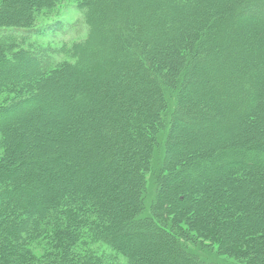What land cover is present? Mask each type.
I'll list each match as a JSON object with an SVG mask.
<instances>
[{
  "label": "rangeland",
  "instance_id": "1",
  "mask_svg": "<svg viewBox=\"0 0 264 264\" xmlns=\"http://www.w3.org/2000/svg\"><path fill=\"white\" fill-rule=\"evenodd\" d=\"M86 1L18 0L17 3L12 5L13 11L20 10L22 5L27 4L34 7V11L29 15L12 16L8 19V22L17 26L29 23L33 24V28L29 29V32L18 33V39L7 35L9 33H1L0 37L4 41L0 42V48L3 51L5 50L9 56L11 55L10 57L22 53L32 61L31 65L27 67V72H32L34 64L37 69H40L38 70L40 73L43 72L42 70H46L54 62L53 55L55 51L70 50L75 43L83 41L87 37L88 29L84 25L82 15L77 11L78 6ZM95 1L98 2L99 6H103L108 0ZM191 1H189L188 9L185 8L187 13L191 12ZM196 1L201 2L202 0ZM142 2V0H129V6L125 9L124 7H122L123 9H116L109 5L103 6L105 8L103 17L105 23L113 22L117 26L120 33L119 39L126 44L129 51L132 50L135 55H139L145 66L151 70L150 73L152 74L150 76L153 82L132 77L129 82H126L128 87L123 90L122 98L126 100L127 97L132 98L136 92L140 93L142 89L145 91V96H142L139 100L140 103L146 105L148 111L152 105L156 106L157 114L160 113L159 116L152 117L150 121L152 126L156 127L155 134L151 132L147 141H143L141 138L137 145H133L134 139L138 140L137 132L132 126L134 122L128 124L127 122L132 120L138 122L139 120V123H147V119L144 118L147 117L146 115L136 119L134 112H128L121 119L115 118L112 120V116L107 111L108 103L105 100L95 98L94 95H91L90 99L85 102L83 100L78 106L69 103L67 111H63V102L69 99L67 94L70 91L66 92V84L61 77L50 79L40 76L30 77L24 69L11 72L7 78L14 81L12 82L14 89L11 90L15 91L17 98H19L18 93L21 91V97L28 100L35 95H41L42 99L40 103L35 104L33 109L19 115L6 116L0 114V164L6 161L5 159L11 160L12 163L22 161L21 168L26 169V171L29 169L34 170L38 176H31V178H26L24 175L17 178L13 177L17 187L14 188V192L4 193L2 197L5 198L12 194L16 198L21 197L24 201L30 200L36 206L38 202L42 201L43 197L48 199L56 192V187L51 189V186L45 184L47 180L55 179V177L62 178L63 180H57L59 183L56 184L60 187L62 183L64 184L70 178V181L65 183V189H67L70 182L74 181L76 184L74 183L73 186L78 185L80 191L85 193L87 192L85 187L87 182L90 183L88 184L92 189L94 185H98L96 183L98 181L103 192L98 198L107 202L110 209L100 217L103 219V223L105 224L108 218L114 219L110 225L113 228L118 227V236L121 239L128 240L132 246L137 245L136 250L139 249L143 255L158 258V263L213 264L209 261L213 260L226 264H264V235H262L264 234V222H260V215L256 214L258 206L261 207L258 212H264V208H262L264 199L259 197L260 193L262 194L264 191L260 192L257 187L261 186V189L263 188L264 176L256 175L252 173L253 171H232L230 169L231 164L228 163V160L233 156L231 152L246 149V144H243V142L247 136L257 142L264 141V27L260 23L252 22L255 25L256 33H258L256 42H253V33L248 34L247 31H244V39L240 38L239 40L240 46H233L232 43L237 41L236 39H233L232 42L224 36L223 41L219 37L216 39L224 46H229L228 51L221 48L218 59L223 61L225 54H229L232 58V55L234 56L237 53V57L234 56L232 60L238 62L239 57H246L248 67L245 71L247 73L256 68L253 67L254 64L262 67L261 70H258L259 67L257 66L259 77L255 81L261 91L260 94L263 95V99L255 98L258 99L257 103H260L261 106L253 109L254 100L248 98L247 101L244 99L238 100L236 104L247 109V113H251V116L248 115V117L241 119L228 114L230 109L236 108V105H232L227 101L222 103L220 94L214 95L209 103L208 100H205L211 81L217 84V79L206 78L204 75L205 65H202L201 61L206 56V51L201 45L211 40L213 30L210 23H213V21L209 19L201 20L206 23L207 28L202 30L204 37L202 36V41L198 44L199 48L196 50V54L189 56V53L186 52L183 54L181 62L166 70L168 74L160 76L156 70L159 67L163 69L164 66L161 61L154 58L151 60L149 56L154 49L143 50L139 48V45L145 39L152 37V33H146L145 39L141 40H138L133 34L136 30V24L134 23L137 21H135L136 19L133 21V16L130 14L136 10V7L143 10L145 6L140 5ZM159 5L174 11L172 3H159ZM232 5L234 6H231V16L235 15L233 13L238 12L239 1H233ZM211 8L215 10L214 7ZM223 9L226 10V7H223ZM234 10L235 12H233ZM150 11L152 12V9ZM228 13L226 11L219 12L217 18L226 19L229 16ZM191 14L194 15L195 13ZM176 18V15L173 14L171 18L167 19L166 23L169 24L173 20L176 22ZM198 18L200 16L197 18L192 16L191 19L184 22L183 26L189 31L190 21L192 23L193 20H198ZM232 18L234 19L235 16ZM99 20L101 19L97 18V21ZM53 21L67 23L68 25L65 24L66 26L63 29L62 26L53 27L51 24ZM131 21L133 22L130 23ZM180 22L181 20H178L177 23ZM5 24L7 23L5 22ZM96 25L98 26V24ZM223 25L221 27L222 32H227V24ZM111 41L114 42V39ZM243 47L251 51L243 52ZM253 47L259 49V56L256 61L254 58L252 60V58L247 57V54L252 53L254 50ZM239 51H241V54L238 56ZM243 53L244 56H242ZM8 57H6V60H8ZM62 58L63 56H61ZM85 60L88 61L89 59ZM73 61L71 59V62ZM182 64H184L183 67ZM193 66L197 75V85L190 90V84L186 81ZM121 72L123 73V70ZM152 76L155 77L152 78ZM153 79H156V81ZM228 85L226 86L223 83L220 86L226 91L229 90L231 96L240 94L238 93L240 92L238 84ZM161 88L164 89L165 94L167 93V105H165L163 99H160L163 91ZM176 91L182 93V98H180V95L177 98ZM201 91H203L204 100L199 98ZM5 92L2 90L0 102L6 100L7 94ZM16 92L18 93L16 94ZM76 92L86 95L84 90L79 88ZM227 93L229 95V92ZM179 98L180 104L178 103ZM177 107L180 110L183 108L187 110L183 114L184 116L189 118L196 116V120H201L205 124L207 123L204 118L205 114L209 112V115L218 117L219 113L220 118L223 119L222 126L214 128L213 131H222L223 134L218 135L219 137L215 135L213 138H203L205 142H208V146H203L202 149L198 150L193 143H195V140L201 139L202 136L205 137L207 129L195 132L187 127L181 128L178 122L182 119L180 118L181 115L174 116ZM121 123L128 129H122ZM98 137L99 139L106 138L109 142L106 148V157L109 160L107 163L108 168L104 166L97 169V156L89 153L90 150H94ZM242 137L244 138L242 139ZM122 139L127 144L130 142L129 145L133 146L130 149H121L119 145ZM217 139L218 141L225 140V142L223 144L222 142L217 143ZM110 141H112L111 146ZM79 143H85V146L92 145V148L86 149L83 147V151L80 152L81 146ZM20 144L25 145V152L16 154V159L9 157V153L14 152ZM206 148L212 154L208 159L206 157L207 153H204ZM227 148L230 151H224ZM260 149L264 152V146ZM8 151L9 153H6ZM199 151L201 157L198 156ZM112 152L114 154L111 156ZM224 152L228 153L227 157ZM229 153L232 155L230 156ZM203 155H205L204 159H202ZM85 156H87L88 161L93 156L94 161L87 162L88 169L85 182H79V176H73V173L84 166L81 159ZM125 157H129L130 160H126ZM218 157L220 158L218 159ZM54 158L61 161L64 158L66 160L65 162L55 163ZM201 162H204L203 164H206V167H203ZM105 169L107 175L104 174ZM92 171H95V173ZM60 174L62 177H59ZM240 174L243 175V178L247 175L248 181L238 178ZM72 176L75 178H72ZM100 178L111 181V188L108 184L102 183ZM143 178L145 179L143 180ZM41 180L42 183H40ZM5 181L9 187L8 180L5 179ZM184 184L186 185L184 186ZM155 186L158 188L156 192L154 191ZM61 193L65 194L66 191L63 190ZM119 193L125 196L120 195V203L113 204L111 199ZM162 194L170 196V199H163ZM178 196L187 198L185 205L181 206L177 202ZM90 197L93 198L91 195ZM149 197L152 200L148 199ZM122 200L125 201V206L119 207ZM32 211L31 215L38 217L39 213L35 212L34 209ZM34 216L31 218L34 219ZM24 218H27V216ZM27 226L28 222L24 225V231L27 230ZM213 226L217 228L219 233L216 238L212 233H209V229ZM217 237H220V239ZM97 241V243H94V246H96L93 247L96 256L108 257L116 254L114 256L119 262H127L124 256H121V252H119L121 250L115 249L114 246L113 249L115 250H113L112 246L106 244L101 238ZM249 243L250 245H248ZM249 246L252 248L249 249ZM37 249L35 248L36 251H38Z\"/></svg>",
  "mask_w": 264,
  "mask_h": 264
},
{
  "label": "trees",
  "instance_id": "2",
  "mask_svg": "<svg viewBox=\"0 0 264 264\" xmlns=\"http://www.w3.org/2000/svg\"><path fill=\"white\" fill-rule=\"evenodd\" d=\"M17 1L18 0H0V34L4 32L9 33L7 35L14 39H18V33L23 31L29 32V29L33 28V24L29 23L17 26L16 24L8 22V19L12 18V16L29 15L34 11V7L29 4L22 5L20 10L16 9V11H13L12 5L13 3H17ZM142 1L143 2L140 3V5L143 4L142 7L145 6L144 9L147 12L144 9L141 10L139 7H136V10L132 11L130 14L133 16V21L134 19L137 21L134 23L136 24V30L133 34L138 40H141L145 39L146 33H152V37L147 40L145 39V41L139 45V48L143 50H148L149 48L154 49L149 56L151 60L154 58L161 61L164 66L163 69L159 67L158 70H156V66L154 67L160 76L168 74V72L166 73V70H169V67H173L181 62L183 60V54L186 52L189 53V56L191 54H196V50L199 48L198 44L202 41V36L204 35L202 30L207 28V25H205L206 23H203L201 20L209 19L210 21H213V23H210L212 24L213 34H211V40L201 45L203 46L204 51H206V56L203 57L201 61L202 65H205L204 75L206 78L217 79V84H215L216 82L211 81V85L208 86V93L206 94L207 98L205 100H208L209 103L214 95L216 96L220 94L222 97V103L227 101L232 105H236V108L230 109L228 114H232L234 117L237 116L241 119L248 117L251 113H247V109L244 107L238 106L239 104H236L238 100L244 99L247 101V98L254 100L255 103L253 109L261 106L260 103H257L258 99H255L256 97L263 99V95L260 94L261 91L256 85L257 82H255L259 77L257 75L258 65L254 64L253 67L256 68L247 73L245 71L248 67L246 64V57H239L238 62H234L232 59H234V56L237 57V53H235L234 56L232 55V58L229 54H225L223 61L218 59V57H220L219 53L221 52V48H225V50L228 51L229 46H224V44L218 42V40L216 41V39L219 37L223 41L225 39L224 37H226L228 40L230 39L231 42L233 39H236L237 41H233L232 43L233 46H240L239 40L240 38L244 39V31H247L248 34L253 33V42H256L258 33H256L255 25L252 22L260 23L262 24V27H264V0H238V12H235V10L233 11L235 12L233 13L235 14L233 15L235 16L234 19L232 18L233 16H231V6H234L232 3L235 0H202L201 2L192 0L191 12L188 13L185 11V8L188 9L190 0ZM128 3L129 0H108L103 6L106 7V5H109L116 9L124 7L125 9L129 6ZM159 3H172L174 11L159 5ZM103 6H99L98 2L95 0H87L78 6L77 11L82 15L84 25L88 29L87 37L85 40L75 43L70 50L63 49L55 51V54L53 55L54 62L49 68L42 70L43 72L41 73L38 71L40 69H37L35 64L32 66V72H27V67L31 65L32 61L22 53H17L10 57L11 55L9 56V54H6L5 50L3 51V49L0 48V94L2 90L6 91L5 94H7L6 100L0 102V114H5L6 116L19 115L33 109L35 104L41 102V95H35L28 100L21 97V91L19 93L16 92V94H19V98H17L15 91L11 90L14 89V84L12 83L14 81L7 77L11 72L24 69L25 72L29 73L30 77L40 76L48 79L61 77V79L64 80V83L66 84L65 90L66 92H70H68V94L66 93L69 99H67L66 102L64 100L62 106L63 111H67L69 103L78 106L83 100L85 102L90 99L91 95H94L95 98L102 99L103 101L105 100L108 103L107 111L108 114L112 116V120L115 118L121 119L128 112H134V114H136V119L139 117L141 118L144 115L147 116L144 117L147 119V123H139V120L138 122H136V120L127 122V124L134 122L132 126L137 132L138 140L134 139L133 145H137L141 138V140L147 141L151 132L155 134L156 127L152 126L150 121L152 117L156 115L159 116L160 113L157 114L155 110L156 106L154 107L152 105L149 112L146 108L147 106L140 103L139 100L142 96H145V91L142 89L140 93L136 92L132 98L127 97L126 100L122 98L123 90L128 87L126 82H129V79L132 77L153 82L150 76V74H152L150 73L151 70L145 66L139 55H135L132 50L129 51L126 44L119 39L120 33L117 26L113 22H104L103 13H105V8ZM211 7H214L215 10ZM223 7H226V10H224ZM151 9L152 12L150 11ZM223 11L230 13H228V18H217L219 12L223 13ZM191 13L195 14L192 15ZM173 14L176 15L177 21L174 22L173 20L171 23L167 24V19L171 18ZM184 16L186 17L183 18ZM192 16H195L196 18L200 16V18H198V20H193L192 23L190 21L188 31L183 25L184 22L191 19ZM97 18L101 19L99 20L100 22L97 21ZM178 20H181V22L177 23ZM5 22L7 24H5ZM51 24L53 27L62 26L63 29L67 23L53 21ZM96 24H98V26ZM225 24H227L228 30L227 32H222L223 30L221 27L222 25L225 26ZM107 39H114V42ZM2 41H4V39L0 37V42ZM253 49L252 53L254 54H246L248 55L247 57L250 59L252 58V60L254 58L256 61L259 56V49L257 47H253ZM248 50L244 47L242 49L243 52ZM240 52L241 51H239L238 56L241 54ZM5 54L6 57L9 56L8 60H6L7 58L4 56ZM244 55L245 54L243 53L242 56ZM61 56H63L62 59ZM87 58L89 59L88 61L85 60ZM71 59L74 61L71 62ZM183 66L184 64H182V67ZM258 67V70L262 69L260 65ZM122 70L123 73L121 72ZM74 77L76 80H74ZM154 77L152 76V78ZM153 80L156 81V79ZM196 80L197 75L195 74V67L193 66L190 70V76L186 81L190 84V90L196 87ZM223 83L226 84V86H229L228 84H233L232 86L238 84L240 86V92L238 93L240 94L238 96H231L232 94H230L229 90L226 91L220 86ZM78 88L84 90L86 95L84 96L79 92H76ZM161 89L163 91L160 99H163L165 105H167V93L165 94L164 89ZM176 92L177 93L175 94L177 98L178 95L182 98V93L180 94L178 91ZM227 92H229V95ZM239 96L240 98L237 99ZM180 98L178 100L179 104ZM199 98L204 100L203 98L205 97L203 91L199 93ZM232 99L234 100L232 101ZM177 108L174 116L178 114L181 115L180 118L182 119L178 121L181 128L187 127L195 132L205 128L207 129L205 137L202 136L201 139H197V141L195 140V143H193L195 144L194 147L198 148V150L202 149L203 146H208V142H205L203 138H213L215 135L221 136L223 134L221 133L222 131H219L220 133L218 131H213L214 128L222 126L223 119L222 117L220 118L221 115L219 113L218 117L209 115V112L208 114H205L204 118L207 122L205 124L201 120H196V116L190 118L184 116L183 114L187 110L184 108L182 110H180L179 107ZM121 127L125 130L128 129L123 123H121ZM148 131L150 132L148 133ZM243 138L244 137H242V139ZM218 139L217 143L222 142L223 144L225 142V140L221 139L218 141ZM111 142L112 141H110V146L112 145ZM244 143L246 144V149H244V151L241 149L231 152L233 153V156L228 160V163L231 164L230 169L235 172L238 170L246 172L253 171L252 173H255L256 175L264 176V152L260 149L264 146V141L257 142L250 139V136H247L244 139L243 144ZM79 144L81 146L79 150L80 152L83 151V147L86 149L92 148V145H87V148L85 143ZM108 144L109 142H107L106 138L99 139L98 137L94 150H90L89 152L90 155L95 154V156H97V169H101L104 166L105 168H108L107 163L109 160H107L106 157V148ZM129 144L130 142L127 144L124 139H122L119 146L121 149L123 148V150L130 149L133 145ZM24 146V144H20L14 152L12 151L9 153L8 151L6 153H9V157H14L13 159H16L18 154L25 152ZM224 151H230V149L227 148V150ZM204 153H207V159L212 156L207 148L204 149ZM231 153H229L230 156L232 155ZM113 154L114 153L112 152L111 156ZM225 154H227L225 155L227 157L228 153ZM200 155L199 151L198 156ZM87 156L82 157L81 159L82 162H84V166L73 173V176H79V182H85V177L87 176L86 171L88 169L87 165L89 162L94 161L92 159L93 156L89 158V161ZM202 157V159H204L205 155ZM219 158L220 157H218V159ZM5 160L6 161L0 164V264H162L161 262L158 263V258L145 256L143 253H140L141 251L139 249L136 250L137 245L132 246L128 240H125L124 238L121 239V237L118 236V227L113 228L112 225H110L111 221L114 219L108 218L109 220L106 219L107 222H105V224L103 223L104 221L100 217H102L103 213L108 212L109 207L107 202L98 198L103 193L98 181L96 182L98 185H94L92 189H90V183L87 182V185L85 184L87 192L85 193L80 191L81 189L78 185L73 186L75 183L74 181L70 182L67 189H65V183H68L70 178L64 184L62 183L60 187L56 184L59 183L57 180L62 178L55 177V179L47 180L45 184L51 186V189H55L56 187V192L48 199L47 197H43L42 201L38 202V205L35 206L34 202L31 203L30 200L24 201L21 197L17 196L18 198H16V196H13L12 194H9L10 196L7 194L8 196L5 198L2 197L4 193L11 191L14 192V188L17 187L13 177L17 178L24 175L26 178H31V176H38L34 170L29 169L26 171V169L21 168L20 166L23 164L22 161L12 163L11 160ZM65 160V158L62 159V161L58 158H54L55 163L65 162ZM126 160H130V158L127 157ZM201 163L203 167H206V164H203L204 162ZM156 166L158 167V165ZM92 172L95 173V171ZM104 174L107 175V170L104 171ZM64 176L66 175L64 174ZM73 176L72 178H75ZM59 177H62V175L60 174ZM96 177H98V175H96ZM238 178L248 181L247 175L243 178V175L241 176L240 174ZM5 179L8 180L9 187L5 183ZM87 179L89 178L87 177ZM144 179L145 178H143V180ZM62 180L60 181L63 182ZM100 180L102 183L108 184L109 188H111V181L109 182V180L107 181L105 178H100ZM42 182L43 181L41 180L40 183ZM2 184L6 185L3 186ZM186 184H184V186ZM181 186H183V184H181ZM257 187L260 192L264 191V186L262 189L261 186ZM157 189L158 188L155 186L154 191L156 192ZM63 190L66 191L65 194L61 193ZM90 195L93 197L92 199ZM120 195L122 197L125 196L120 193L118 195L115 194L111 199L113 204L120 203ZM162 197L163 199H170V196L165 194H162ZM259 197L264 199V193H260ZM148 199L152 200L150 197ZM124 202L125 201L122 200L119 207L125 206ZM177 202L183 206L187 202V198L185 196H178ZM262 208H264V206H262ZM33 209L35 212L37 211L39 213L38 217L31 215ZM259 209H261V207L258 206L256 214L258 216L260 215V222H264V212H258ZM26 216L27 218H24ZM32 216H34V219L31 218ZM27 222V230L24 231V225L27 224ZM215 226L209 229L210 232L207 229L206 231L212 233L216 238L219 233ZM100 238L109 246L111 245L112 249L114 246L115 249L121 250L119 252H121V256H124L127 262H119L115 258L116 256H114L116 254L108 257L96 256L93 247L96 246H94V243H97V240H100ZM217 238L220 239V237ZM250 243L248 245H250ZM35 248H38V251H36ZM248 248L251 249L252 247L249 246ZM209 261L213 264H226L219 261Z\"/></svg>",
  "mask_w": 264,
  "mask_h": 264
}]
</instances>
